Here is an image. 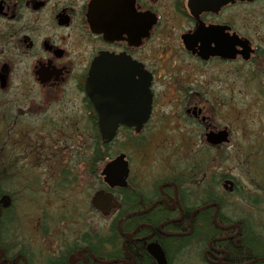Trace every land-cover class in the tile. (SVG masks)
<instances>
[{
  "label": "flooded vegetation",
  "instance_id": "1",
  "mask_svg": "<svg viewBox=\"0 0 264 264\" xmlns=\"http://www.w3.org/2000/svg\"><path fill=\"white\" fill-rule=\"evenodd\" d=\"M248 61L264 75V0H0V105L8 106L0 111V169L45 164L47 142L56 148L73 138L90 158L81 164L93 163L100 112L139 121L118 124L115 136L149 151H170L151 138L178 126L206 149L229 148L231 130L217 124L218 86L230 88ZM222 131L223 143L207 142ZM127 162V184L105 186L118 206L101 233L88 225L40 251L20 238L13 196L0 192V264H264V239L252 236L246 210H224L222 197L239 195L232 177L211 189L192 178L191 188L171 169L151 176L143 162L134 177ZM250 240L262 248L252 256Z\"/></svg>",
  "mask_w": 264,
  "mask_h": 264
},
{
  "label": "rangeland",
  "instance_id": "2",
  "mask_svg": "<svg viewBox=\"0 0 264 264\" xmlns=\"http://www.w3.org/2000/svg\"><path fill=\"white\" fill-rule=\"evenodd\" d=\"M251 64L250 61L239 62L237 77L231 81V87L218 86L222 100L216 106L219 112L217 124L231 130L229 148L206 149L199 134L191 128L178 126L170 134L160 129L151 138L153 144L165 140L170 151L167 147L149 151L136 144L135 138L118 135L106 150L107 158L87 165L81 161L90 158L84 150L77 151L76 138L66 143L63 139L56 148L53 143H46L41 153L47 161L45 164L34 166L22 162L9 169H0V184H3L0 190L13 196L11 207L16 211V231L20 238H26L32 248L40 251L50 242L77 239L88 225L101 233L109 219L95 213L90 200L102 187L99 176L102 166L123 153L134 177L141 170L138 168L141 162L143 167L146 163L150 167L151 176L165 177L161 171L171 169L176 179H189L187 183L191 188L198 187L190 180L192 178H199L211 189L223 174L232 177L238 184L239 195L236 192L222 197L224 210L231 208L232 212H229L236 215L239 209H245L250 217L252 236L264 239V75L258 72L254 75ZM208 90L214 89L209 87ZM17 109L21 110V103L15 104L14 110ZM1 110L7 112L8 106L0 105ZM171 134L180 137L174 138ZM79 138L85 141L84 144L90 142L87 137ZM15 155L21 160V154ZM219 189L223 190L221 186ZM174 256L182 260L187 255L176 252Z\"/></svg>",
  "mask_w": 264,
  "mask_h": 264
},
{
  "label": "water",
  "instance_id": "3",
  "mask_svg": "<svg viewBox=\"0 0 264 264\" xmlns=\"http://www.w3.org/2000/svg\"><path fill=\"white\" fill-rule=\"evenodd\" d=\"M100 113V117L102 118V112ZM101 118L98 120V126L101 133V140L104 143H109L114 139L118 124L131 126L132 124L140 123L139 121L130 122L125 120L108 121ZM226 136L227 133L225 131L216 134L211 133L207 136V142L212 145H218L225 141ZM101 175L103 176L104 183L108 187H124L128 176V165L125 160V156L120 154L106 163ZM91 205L102 215H107L111 209L117 207L115 203L111 202V195L109 193H105L104 191H98L93 195Z\"/></svg>",
  "mask_w": 264,
  "mask_h": 264
},
{
  "label": "trees",
  "instance_id": "4",
  "mask_svg": "<svg viewBox=\"0 0 264 264\" xmlns=\"http://www.w3.org/2000/svg\"><path fill=\"white\" fill-rule=\"evenodd\" d=\"M107 147L108 146H106V145L99 144L98 138H95V142H94L95 150H94V154H93V163H99L100 161H103L105 158L108 157V154L106 152V150L108 149ZM80 149H81V147H80ZM0 186H3V184H0ZM0 192H3V191L0 190ZM148 216L149 215H145L144 219H146V217H148ZM209 232H210V230L208 231V234H209ZM178 240H179V238H173V240H171V241L177 242ZM261 250H262V248L260 247V244H257L256 242H253L252 240H250V243L248 244V253L250 254V256L258 253Z\"/></svg>",
  "mask_w": 264,
  "mask_h": 264
}]
</instances>
